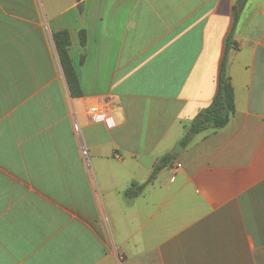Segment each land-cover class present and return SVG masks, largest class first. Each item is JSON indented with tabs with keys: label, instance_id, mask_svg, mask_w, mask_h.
Segmentation results:
<instances>
[{
	"label": "crops",
	"instance_id": "crops-1",
	"mask_svg": "<svg viewBox=\"0 0 264 264\" xmlns=\"http://www.w3.org/2000/svg\"><path fill=\"white\" fill-rule=\"evenodd\" d=\"M236 2L0 0V264H264V0L236 11L229 123L181 145L215 95ZM177 144L180 168L126 198Z\"/></svg>",
	"mask_w": 264,
	"mask_h": 264
},
{
	"label": "trees",
	"instance_id": "trees-1",
	"mask_svg": "<svg viewBox=\"0 0 264 264\" xmlns=\"http://www.w3.org/2000/svg\"><path fill=\"white\" fill-rule=\"evenodd\" d=\"M237 12L234 16L233 26L227 35L224 43V54L219 68L217 88L215 95L208 107L201 110L188 126V129L181 140L182 146H187L192 137L204 131L218 132L224 128L234 114V91L230 84V79L226 70V59L230 49H236L237 43L233 40V31L237 22ZM81 43L84 44L83 33L80 34ZM55 50L58 56L60 67L66 81L71 97L81 95L78 77L68 55L69 36L66 31H61L53 35ZM174 156L164 155L158 160L156 167L150 177L141 185L132 184L125 192L126 198L136 197L143 187L148 184L158 171L169 167L174 160Z\"/></svg>",
	"mask_w": 264,
	"mask_h": 264
},
{
	"label": "built area",
	"instance_id": "built-area-1",
	"mask_svg": "<svg viewBox=\"0 0 264 264\" xmlns=\"http://www.w3.org/2000/svg\"><path fill=\"white\" fill-rule=\"evenodd\" d=\"M87 114L93 123L103 124L107 129H112L116 126L114 117L98 106H90L87 109ZM72 128L75 134H80V126L76 120H74ZM80 155L86 162L89 161V155L86 147L82 146L80 148ZM169 168L172 171H175L180 168V165L177 163H171Z\"/></svg>",
	"mask_w": 264,
	"mask_h": 264
},
{
	"label": "water",
	"instance_id": "water-1",
	"mask_svg": "<svg viewBox=\"0 0 264 264\" xmlns=\"http://www.w3.org/2000/svg\"><path fill=\"white\" fill-rule=\"evenodd\" d=\"M246 1L247 0H237V2H236V5L233 7V9H232V11H233V15H234V13L236 12V11H240L243 7H244V5H245V3H246ZM182 147L180 146V145H175V147H174V149H173V151H172V155L174 156V155H177L178 153H180V152H182Z\"/></svg>",
	"mask_w": 264,
	"mask_h": 264
},
{
	"label": "rangeland",
	"instance_id": "rangeland-1",
	"mask_svg": "<svg viewBox=\"0 0 264 264\" xmlns=\"http://www.w3.org/2000/svg\"><path fill=\"white\" fill-rule=\"evenodd\" d=\"M37 1V0H36ZM61 75V74H60Z\"/></svg>",
	"mask_w": 264,
	"mask_h": 264
}]
</instances>
